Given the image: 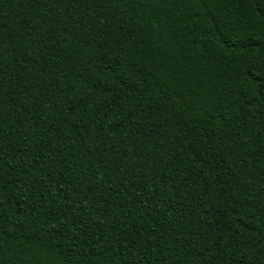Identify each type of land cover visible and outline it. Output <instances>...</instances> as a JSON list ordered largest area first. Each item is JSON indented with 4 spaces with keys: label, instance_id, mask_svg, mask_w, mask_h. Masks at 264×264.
<instances>
[{
    "label": "trees",
    "instance_id": "trees-1",
    "mask_svg": "<svg viewBox=\"0 0 264 264\" xmlns=\"http://www.w3.org/2000/svg\"><path fill=\"white\" fill-rule=\"evenodd\" d=\"M0 264H264V0H0Z\"/></svg>",
    "mask_w": 264,
    "mask_h": 264
}]
</instances>
